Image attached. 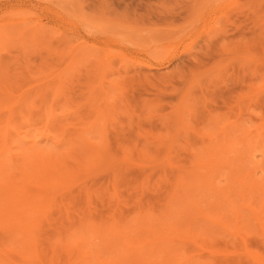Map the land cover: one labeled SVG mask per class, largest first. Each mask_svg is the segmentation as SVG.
<instances>
[{
	"label": "rangeland",
	"instance_id": "374dc122",
	"mask_svg": "<svg viewBox=\"0 0 264 264\" xmlns=\"http://www.w3.org/2000/svg\"><path fill=\"white\" fill-rule=\"evenodd\" d=\"M0 107L12 179L19 135L69 149L75 171L27 186L43 211L30 241L0 224V264H91L100 241L136 264H264V0H0ZM236 122L228 151H201ZM92 226L133 242L167 228L181 255L135 256Z\"/></svg>",
	"mask_w": 264,
	"mask_h": 264
},
{
	"label": "bare ground",
	"instance_id": "6f19581e",
	"mask_svg": "<svg viewBox=\"0 0 264 264\" xmlns=\"http://www.w3.org/2000/svg\"><path fill=\"white\" fill-rule=\"evenodd\" d=\"M154 60H156V62H163L164 61V58L162 57V58H160V56L159 55H157V57H155L154 56ZM58 91V90H57ZM13 102H15V101H13ZM12 102V103H13ZM16 103H17V101H16ZM15 103V104H16ZM10 104V103H9ZM9 104H6L7 106L9 105ZM6 107L5 105H2V107ZM1 108V107H0ZM6 109H8V107L6 108ZM5 109V110H6ZM11 109H12V107H11ZM9 110H10V108H9ZM11 111V110H10ZM11 112H13V111H11ZM8 113H9V111H8ZM10 114V113H9ZM8 114V115H9ZM10 117V116H9ZM9 117H8V119H9ZM6 120V119H5ZM10 120H11V118H10ZM212 120V119H211ZM214 121H215V119H213ZM182 121V120H181ZM218 122L220 121V119L219 120H217ZM11 122V121H10ZM213 122V121H212ZM220 122H222V121H220ZM176 124H179L180 123V119L179 118H177V120H176V122H175ZM234 123V122H233ZM233 123H231L232 124V126H234V127H230V123H228V125H224V127H220L221 128V131L219 130V132H220V134H219V140L217 141L218 142V146H216V147H214V148H211V149H205L204 147V151L203 150H201L202 152H208L209 153V151H221V152H224L225 150H227L229 147H228V145H230V143H231V140H227L226 138H227V134H226V130H227V128L229 129H232V128H235V125L238 127L239 125H238V122H236L237 124H233ZM226 124H227V122H226ZM230 124V125H229ZM11 124L9 123V120H6V121H4V123L2 122V125L0 126V224L1 225H3V226H6V227H9V228H12V229H17V230H20L21 231V233L23 234V236L25 237V239L27 240V241H30V234H31V230L35 227V225H36V223H37V218H38V216H40V214L42 213V211H43V209H42V198H40V197H38L37 195H31L29 192H28V190H27V186L28 185H33V184H39V185H41L42 184V186H44V185H50V184H52L53 183V185H57V183L59 182L60 183V181H59V179L60 178H63V180H62V182L61 183H65L66 181H69L70 182V180L72 179V178H74V172L75 171H72L73 173V176L72 177H70V174H71V170H70V168H68V166L66 167V157H67V160H68V157H69V153H71L70 151H69V149H66L65 151H63V152H60V153H57L56 155H54V156H52V154H49L48 152L47 153H45L43 150H40V148L38 149L37 147H36V145L34 146L33 145V142H36V140L35 141H33L32 142V145L34 146H27V144H26V142H24L25 143V145L23 146V142H21V141H23V140H27V139H24V137H21V135H19V136H17V138L14 140V143H16V146H15V148H18V150L19 151H22L21 153L19 152V154H22L23 156H24V159H23V156H21L20 155V157H22V158H20V159H23V160H25V157L27 158V160H28V165H24V167H25V169H24V167H22V166H18L17 164H18V162L15 164L14 163V167L16 168H13V169H15V173L16 172H18V173H16V174H19L20 176L18 177L17 176V180H15V174L13 175L14 176V178L12 179V177H10L9 175L11 174L12 175V173H10L9 174V171L7 172V169H12V168H9V166L10 165H12L13 164V162L10 164V161H9V159H8V157H7V155H9V153L11 154V152H13V150H11L12 148H10V137H9V131H10V129H11ZM44 132V131H43ZM218 132V133H219ZM228 132V131H227ZM26 133V132H25ZM39 134V133H38ZM37 134V135H38ZM235 134V133H234ZM244 134V133H243ZM25 135H27V134H25ZM33 135V136H32ZM32 135H30V137L31 138H33V140H34V138H37V137H34V134H32ZM36 135V134H35ZM41 135V134H40ZM39 135V136H40ZM240 135V134H239ZM25 137H27V136H25ZM29 137V138H30ZM28 138V137H27ZM23 139V140H22ZM236 139V138H235ZM29 141V140H28ZM30 141H31V139H30ZM23 143V144H22ZM22 144V145H21ZM13 145V144H12ZM88 145V144H87ZM86 145V146H87ZM29 147V149H28V151H27V149H26V147ZM85 146V147H86ZM93 146V145H92ZM13 147V146H12ZM70 147V146H69ZM95 147V146H94ZM32 148V150L31 151H29L30 149ZM87 148V147H86ZM86 148H84V149H86ZM93 148V147H92ZM96 148V150H97V147H95ZM50 149H51V147H50ZM99 149V148H98ZM55 150V149H54ZM82 150V149H81ZM95 150V149H94ZM59 151V150H58ZM88 151H89V149H88ZM92 151H93V149H92ZM100 151H102V150H98V152H100ZM228 151V150H227ZM52 152V151H51ZM97 152V153H98ZM206 152V153H207ZM211 153V152H210ZM217 153V152H216ZM88 154V153H87ZM213 154H215V153H213ZM218 154V153H217ZM202 157H203V155H202ZM205 157V156H204ZM207 158V157H206ZM19 159V160H20ZM71 159V158H70ZM75 159V158H74ZM13 160H15L14 158H13ZM27 160H25V161H27ZM197 160H198V158H197ZM201 161H202V159H200ZM200 160H198V161H200ZM21 161V160H20ZM19 161V164L21 163ZM66 161V162H65ZM200 161V162H201ZM206 161V160H205ZM23 162V161H22ZM65 162V163H64ZM202 162H204V161H202ZM209 162V161H208ZM8 163L10 164V165H8ZM26 163V162H25ZM25 163H23V164H25ZM78 163V162H77ZM76 163V164H77ZM22 164V163H21ZM22 164V165H23ZM206 165V164H205ZM204 165V166H205ZM204 166H202V167H204ZM10 167H12V166H10ZM17 168H19V169H17ZM200 168V167H199ZM208 168V167H207ZM213 169V168H212ZM18 170V171H17ZM48 170V171H47ZM68 170V171H67ZM51 171V172H50ZM12 172H13V170H12ZM69 172V173H68ZM210 172V171H209ZM9 174V175H8ZM195 174V173H194ZM203 174V173H202ZM201 174V175H202ZM196 175V174H195ZM201 175H198V173H197V179H199V181H200V179H202L201 177ZM198 176H201V177H199L198 178ZM207 177V176H206ZM232 177H234V176H232ZM67 178H71V179H67ZM67 179V180H66ZM75 179V178H74ZM196 179V180H197ZM205 180V179H204ZM208 181H210V180H208ZM238 181V180H237ZM57 182V183H56ZM55 183V184H54ZM61 183H60V185H61ZM63 183V184H64ZM68 183V182H67ZM196 183V182H195ZM194 183V184H195ZM44 184V185H43ZM62 184V185H63ZM240 184V183H239ZM59 185V184H58ZM257 186H258V184H257ZM209 188V187H208ZM207 188V189H208ZM262 188V187H261ZM241 190H242V188H241ZM239 191L240 192V195L243 193L242 191ZM232 191H234V190H232ZM224 192V191H223ZM242 192V193H241ZM225 194L226 193H228V192H224ZM230 193V192H229ZM177 196H179V195H177ZM231 195H229V197H230ZM242 197V196H241ZM178 199V198H177ZM176 199V200H177ZM185 200V199H184ZM192 200V199H191ZM190 201V200H189ZM177 202H178V200H177ZM186 202V201H185ZM192 202H194V201H192ZM183 203V202H182ZM227 203V202H226ZM186 204V203H185ZM184 204V205H185ZM191 203H189L188 205H190ZM227 204H229V205H231L229 202L227 203ZM181 206V205H180ZM199 206V205H198ZM189 207V206H188ZM195 209H197V206L195 205ZM188 209V208H187ZM186 209V210H187ZM190 210V209H189ZM194 210V209H193ZM195 211V210H194ZM193 211V212H194ZM202 212H204V211H202ZM201 213V212H200ZM170 214H171V212H170ZM170 214H168V215H170ZM190 216V215H189ZM202 216V215H201ZM144 217H146V216H144ZM205 217H207V216H205ZM149 219H150V217H148ZM142 219V218H141ZM207 219V218H206ZM148 219H144V220H142V221H145V222H147V223H149V220L147 221ZM141 221V220H140ZM142 221H141V223H142ZM145 222H144V224H145ZM147 223L145 224L146 226H147ZM139 224V223H138ZM139 225H141V224H139ZM138 225V226H139ZM150 225L151 226H154V224L153 223H151L150 222ZM149 224H148V226H150ZM157 224H155V226H156ZM164 225V224H163ZM113 226V225H112ZM112 226H108V227H105V228H103V229H100V230H98V229H96V230H94L95 228H93V226H92V228H93V234H90L91 236L92 235H94V237H95V235H96V239L97 238H99V239H104V240H109V242L110 241H112V238H114L113 240H117L116 242L117 243H119V244H122L123 246H121V247H123V248H125L124 250H127V248L129 249V250H131L130 252H133L134 251V253H135V256H138L139 254V252H140V250L141 251H143V252H148V250L146 251V249H148V246H150L149 247V251H151V252H153L152 250H154L155 248H157L158 246L159 247H161V249H162V247L163 248H165V246H166V248H167V251L165 250V251H163V252H165L164 254H166V252H167V254L170 256V258H171V260L173 261V256L174 255H181V254H175V252H174V255L173 254H169V251H170V249L168 248V247H171V245L169 244V239L171 238V237H173V236H170L169 234H168V231H167V228L164 230L163 228H161V229H159V230H157V228H155L157 231H159V232H156V231H154L155 232V234H152V233H150V231H152V229H154V227L152 228V227H146V229H148V230H146L148 233H150L149 235L150 236H143V240H141L142 239V237L140 238V237H138L137 239H135L134 240V242L131 240V238H133L134 236H130V238L129 237H127V235L129 234V233H127L126 234V238H127V240H126V238H124L125 237V235H124V237L122 236L123 234L121 233L122 231L120 230V232L118 233V232H115V230H114V228L113 227H116V225L114 224V226L112 227ZM122 225H120V227H121ZM104 227V226H103ZM118 227V226H117ZM123 227V226H122ZM162 227V226H161ZM167 227V226H166ZM102 228V227H101ZM119 228V227H118ZM124 228V227H123ZM122 228V229H123ZM128 228V227H127ZM126 228V229H127ZM142 228V227H141ZM144 228V227H143ZM152 228V229H151ZM173 228V227H172ZM91 229V228H90ZM154 229V230H155ZM150 230V231H149ZM174 230V229H173ZM88 231L90 232V230L88 229ZM117 231V230H116ZM128 231L130 232V228H128ZM84 232V231H83ZM82 232V233H83ZM140 232H142V231H140ZM147 232H145V233H147ZM153 232V231H152ZM153 232V233H154ZM122 235H121V234ZM124 234H125V232H123ZM131 233H132V231H131ZM137 233V232H136ZM160 233V234H159ZM80 234V233H79ZM85 234V233H84ZM141 234V233H140ZM144 234V233H143ZM174 234V233H173ZM187 234V233H186ZM81 235V234H80ZM134 235V234H133ZM172 235V234H171ZM77 236V235H76ZM76 236H74V237H76ZM83 236V235H82ZM140 236V235H139ZM174 236H175V234H174ZM72 237V236H71ZM74 237H72L71 238V242L69 243V244H72L71 246L69 245H67V246H65V248L66 249H68L69 251H70V249H71V251L73 250V251H76L77 253H79L80 251H82V249L79 251V248H78V245H79V243L81 242H83L82 241V237L81 236H79L78 235V237H76V238H74ZM73 238L75 239L74 241H73ZM109 238V239H108ZM111 238V239H110ZM123 238H124V240L125 241H127V242H124V240H123ZM128 238H129V240H128ZM139 239V240H138ZM92 240H93V238H92ZM138 240V242H136ZM170 240H173V238L172 239H170ZM99 241V240H98ZM129 241H132V244L130 243V244H127V243H129ZM73 242V243H72ZM106 242V241H105ZM104 241H100V242H98V243H101V244H99V245H94V244H92L93 246H98V248H96V249H91L92 250V253H93V263L94 264H106V259L107 258H111V259H113L115 262H118L119 264H136L135 263V260H134V263L132 262V263H130V261H128V262H126V260H123V258H119L118 256H119V254L118 255H115V256H113V251H111V249H110V247H111V245H109V243L107 242V243H105ZM123 242V243H122ZM171 242V241H170ZM173 242V241H172ZM80 243V244H81ZM111 244H112V242H110ZM113 243H115V241L113 242ZM116 243V244H117ZM124 243H125V246H124ZM166 243H168V244H166ZM76 246H75V245ZM135 244V245H134ZM91 245V246H92ZM113 245V244H112ZM127 245V246H126ZM131 245H134L133 247H131ZM167 245H169V246H167ZM72 246L74 247V248H72ZM92 246V247H93ZM117 246H118V244H117ZM117 246H116V248H117ZM120 246H119V248H120ZM81 247V246H80ZM112 248V247H111ZM114 248H115V246H114ZM113 248V249H114ZM119 248H117V249H119ZM122 248V249H123ZM172 249H173V246L171 247ZM89 249V251H88V253L90 254V250ZM116 249V250H117ZM135 249V250H134ZM136 249H138V251H137V253H136ZM175 249V248H174ZM120 250V249H119ZM123 250V251H124ZM129 250H127V251H129ZM163 250V249H162ZM161 250V251H162ZM173 251H176V249L175 250H173ZM115 252V251H114ZM117 252V251H116ZM119 252V251H118ZM151 252H150V255H152V254H154V253H152L151 254ZM162 252V253H163ZM170 252H172V251H170ZM177 252H178V250H177ZM113 253V254H112ZM123 253V252H122ZM125 253V252H124ZM127 253V252H126ZM86 254H87V252H86ZM155 254H156V252H155ZM160 254V253H159ZM167 254L165 255L166 256V258L168 259L169 258V256L167 257ZM75 255H76V253H75ZM82 255L84 256L85 254H84V252L82 253ZM111 255V256H110ZM122 255V254H121ZM128 255V254H127ZM129 255H130V253H129ZM134 255V254H133ZM143 255V254H142ZM158 255V254H157ZM161 255V254H160ZM173 255V256H172ZM79 256V255H78ZM83 256H81V254H80V257H79V259H78V261L79 262H81L80 261V258L81 257H83ZM131 256H132V254H131ZM146 255L144 254V257H145ZM148 256H149V252H148ZM147 256V257H148ZM122 257H124V256H122ZM142 256H140V258H141ZM153 258L155 257V258H157L156 256H152ZM159 257H161V256H159ZM163 257V256H162ZM176 257V256H175ZM181 257H184V255L183 256H181ZM180 257V258H181ZM78 258V257H77ZM132 258V257H131ZM152 258V259H153ZM165 258V259H166ZM170 258L168 259V260H170ZM81 259H84V258H81ZM130 259V258H129ZM139 259V258H138ZM144 259V258H143ZM145 259H146V257H145ZM165 259H164V262H165ZM85 260V259H84ZM92 260V259H91ZM131 260V259H130ZM158 260H160V259H158ZM163 260V259H162ZM162 260H160V261H162ZM176 261H177V259H175ZM174 260V262L175 263H177L176 261ZM178 260H180V259H178ZM156 261H157V259H156ZM92 262V261H91ZM145 262H146V260H145ZM148 262V261H147ZM146 262V264H148ZM159 262V261H158ZM167 262V261H166ZM171 262V261H170ZM86 262L84 261V264H85ZM93 263H91V264H93ZM140 263V262H139ZM151 263V262H150ZM161 263H163V262H161ZM169 263V262H168ZM171 263H173V262H171ZM143 264H144V262H143ZM151 264H153V261H152V263Z\"/></svg>",
	"mask_w": 264,
	"mask_h": 264
}]
</instances>
